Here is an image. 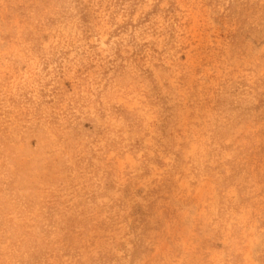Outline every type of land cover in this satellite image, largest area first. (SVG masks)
I'll use <instances>...</instances> for the list:
<instances>
[{
  "label": "rangeland",
  "instance_id": "obj_1",
  "mask_svg": "<svg viewBox=\"0 0 264 264\" xmlns=\"http://www.w3.org/2000/svg\"><path fill=\"white\" fill-rule=\"evenodd\" d=\"M0 264H264V0H0Z\"/></svg>",
  "mask_w": 264,
  "mask_h": 264
}]
</instances>
